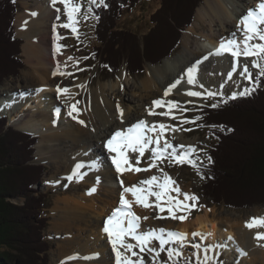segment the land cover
I'll use <instances>...</instances> for the list:
<instances>
[{
    "label": "bare ground",
    "instance_id": "obj_1",
    "mask_svg": "<svg viewBox=\"0 0 264 264\" xmlns=\"http://www.w3.org/2000/svg\"><path fill=\"white\" fill-rule=\"evenodd\" d=\"M34 1L36 8L26 5V3L31 2V0H21L22 7L19 11H17L14 26L18 33V37L23 39L22 55L25 57V62L31 70V73L26 75V80H28V82H26L25 88L33 89L31 91L39 93L43 99L36 98L37 101L27 107L22 105L17 97L14 96L15 92L23 87L18 86L13 88L12 86L4 85L0 88V96L2 95V97L7 100L0 106L3 108L4 112L10 115L11 118L14 114L19 113L21 116L19 124H21L22 128L18 130L24 131L33 136H35L34 133H36L34 129L37 127H41L42 131H45L44 133L47 134V130L53 129V126L56 127L57 122H55V120H60V118L62 120H66L63 130L59 131L54 129L49 133V135H46L48 137L42 138L36 144L35 153L37 156H46L45 158H48L50 161L60 159L61 164H63V168L66 166L69 173L72 172L78 164L83 165L80 171L81 173H84V169H90L86 172V174L89 173V175L95 172L100 177L101 181L97 183V181L94 180L92 184L87 185V188L92 189L95 187L97 193L101 192L100 195H102V197L99 198H101L100 201L103 205L99 206L100 209H97L98 205L94 203L96 196L89 198L84 197L81 200L78 198H75L74 200L69 197L61 199L57 198L56 200H58L59 204L66 203L68 208L65 209V214L63 215L61 222H56L58 219L53 220L52 229L57 232H60V230H64L67 227L69 229H77L79 226L77 227L74 224L75 221L76 223H80V226L81 224H84L85 228L91 232L92 230L96 231L101 224L99 234L101 237L103 236L105 238L107 246L102 247V254L99 256L101 261L99 262L103 264H110V260H112L113 264H116V256L113 252L112 245L109 242V237L103 231L105 225L104 218L106 217L105 214H110L107 213L109 209V211L112 212L115 208L114 207L112 209V205L118 203L116 207H120V199L117 202L115 201L119 190L122 189L120 181L122 180L124 182V186H126V174L124 172L123 175L118 176L115 166L111 160V157L116 154L108 152L105 146L106 141L116 131L124 130L140 120L146 121L149 125H152L151 123H155L152 122V117L148 114L147 109H151L153 107V101L155 100L170 101L172 99V93H178L181 95L188 91L200 92V97L193 98L191 96H186L183 99V101L188 103H200L202 101L201 99L205 97L209 91L216 93L220 87H232L238 89V87L246 80V76L241 75L243 66L247 65L249 70H257L256 68L251 67V61L255 59V57L244 58L241 56L237 58L238 63L235 71H233V58L230 54L225 53L224 55L217 56L211 55V53L216 51L222 40L232 38L233 33L236 34L235 38L238 41L243 39L240 32L237 30L238 21L247 13L249 9H255L261 0H203L202 4L198 7L195 13V19L192 22L193 25L190 28L188 27L189 29L185 32L183 31L184 35L180 40L181 46L180 50H178L179 53L175 56L172 55L168 57L159 65L149 66L148 69L146 68V77L141 82L140 87L137 88L140 93H136L137 95L135 94L139 99L133 105L127 106L119 103V101L114 103L115 99L119 97L121 93L126 92V89L129 86L127 83L129 76L127 75L125 69L122 70V73L117 79V94L113 89L115 86L113 84L109 86L108 84L93 86L90 85V80L88 79L69 80L67 79V77H69L68 75H53V72L57 70V65H60L61 70L66 73L76 65L73 64V61H68V57H72V55H74L73 51L67 50V48L64 47L63 44L61 45L59 40L55 38L56 36H60V29H66L60 27V25L68 23V20L64 15V8L62 4L58 3L56 5V8L60 9V12L58 13L52 6L51 0ZM33 13L35 15H33ZM58 16L59 19L57 18ZM58 46H60L59 52L56 51ZM74 60L78 61L76 57ZM66 61L67 64L65 63ZM193 66H196L197 68L195 76L199 83L190 85L187 83V76L185 73L188 68ZM229 72H232L231 79L228 78ZM75 78H78V76ZM177 80H179L180 83L176 88L172 89L170 95L165 96V91ZM71 84L72 87H68ZM57 85L61 88L70 89L71 98L67 95L58 96L56 92ZM160 88L162 89L160 90ZM38 89H42V91H37ZM109 89H111V93L109 92ZM159 91L162 95H155ZM82 92H87V96L85 97V101L80 104L78 101V95ZM26 96L27 95H24L23 93L20 95L21 98ZM56 98H58L61 102L60 107L56 108L54 111H52V108V115L46 116V114H40L41 108L44 106L50 107L54 104V100ZM147 99L148 102H146ZM77 101L79 103H77ZM71 104H76L79 111L78 116H76V112H73L72 114L73 116H76V119H73L72 116H69L68 114L69 106ZM117 105H119L122 110L123 116L118 113ZM32 109H38L39 111L34 112ZM56 110H59V112L62 111V115H60L58 119L54 114ZM155 111H157V113H161L166 111V108H155ZM176 113L181 114V112L173 110V115ZM10 117L7 116V121L11 124ZM166 117L167 116H165L163 124L171 125L173 128H177L172 125V119ZM36 119H41V121L43 120L42 124L34 123ZM78 120L83 121V123H78ZM27 122L29 123L25 125ZM15 126L19 127L18 125ZM165 135V139L170 141L174 146L179 144L191 146L196 149L197 141L182 137L184 134L181 130L172 131L168 129L165 130ZM175 141L178 143L177 145L175 144ZM73 143H76L75 146L82 150V160L76 158L75 160L68 161L60 155V150H66L64 145H70ZM94 144L101 146L103 150L100 151V148H97V146L95 147ZM98 151L100 152L99 155L97 154ZM177 151H183V149L177 148ZM92 152L94 153V156L90 158L92 161H85V157L88 158ZM198 154L199 153L196 149L192 155H195L196 157ZM126 155L128 158L130 156L131 160L134 158L135 163L132 164L134 167H138L136 164V157L139 156V153L128 152ZM192 155L190 156L192 157ZM140 159L143 161L144 157H140ZM107 161L111 165V171L106 167ZM91 162H93V164H91ZM143 163L144 165L142 166V169L149 168L150 162ZM61 164H57L56 166L59 171L61 169H58V167ZM156 167H152L149 171H142V175L140 172L131 171L133 185H138L139 181H141V177L142 181L148 180L152 176L159 177L160 175L158 176ZM111 172L113 174H117L118 183L113 182ZM86 174L83 178L86 177ZM66 180V177L60 176L58 181L54 179L53 185L58 186L60 182L65 183ZM74 180L77 179L74 178L73 181ZM179 182L180 184H174L175 187L182 189L183 193L192 195L190 186H187L185 182V184H182L181 181L178 180V183ZM156 183H163V181L159 177V180ZM79 185L81 186V184ZM144 187L148 186L145 185ZM82 189L86 190L83 187ZM153 189H155L154 191H159V189H157L154 185ZM121 193L122 191H120V196ZM169 195L183 200V196L177 195L175 192H170ZM125 199L132 202L131 206L133 213L141 218L148 217L146 220L141 219L139 221L140 228L138 229V234H142L140 229H142V226L145 225H147L148 231L155 230V228L158 230L163 225L167 230L172 231L176 229L173 225L180 223L177 230L179 233L187 234V240L184 243L185 246L190 247L188 241H191L190 243H192V249H194L196 245L199 246L197 254L195 251L196 257L198 256L200 261H195L197 264H204L205 261H207V263L215 261L221 257V254L224 253L228 254L224 257L230 261V258L234 259L231 256L232 251L236 253L234 261L237 264H239L238 261H245L246 255H250L251 258H249V260H252L254 263L264 264V247L260 246L264 245V240L257 241L254 239L256 233L264 232V229L253 228L249 230L245 227V222L250 218L264 216V212L262 211L255 210L245 218L237 217L235 214L225 212L227 217L223 220L219 214H216V210L207 209L202 213L196 214L194 219H191L189 216L187 220L181 222L171 218H157L158 215L160 217H165L168 215V212H156L158 209L154 207L145 209L137 206V204L133 202V196L130 194H125ZM147 200L150 205H154L156 203L155 196H148ZM189 203L191 202L189 201ZM161 206L165 208L167 207L163 202H161ZM92 213L96 214L98 219H93L91 215ZM152 213H154L153 217L151 216ZM182 214L183 213H177V215ZM169 222L172 225H169ZM216 228L220 230L222 236H234L237 241L231 242L232 240L228 239L221 248H219V245L214 250V248H211V245L216 243L221 238L216 235ZM194 232L201 233L202 235L193 237L192 233ZM74 234L76 233L74 232ZM76 236L79 237V243L87 240L84 238L85 235L82 237L81 234H76ZM92 237L93 236H90V238ZM66 239H71L70 234ZM132 241L133 240L131 238H125V243L131 244ZM153 243L156 245L155 250L159 251V245H157L155 241H152L149 244ZM60 245H62V248L59 249V256L73 249L76 243L69 247L65 244ZM202 245L210 248V250H206V254H203L205 253V250L202 249ZM179 246H181L180 243H171L165 245V248H171L174 252H177L175 248H178ZM148 247L153 249L151 245H148ZM189 247L187 248L191 249V247ZM120 251L123 252V249H120ZM135 251L138 252L137 249H135ZM141 254L143 253L141 252L140 256ZM82 255H86V261L91 260V258H95V256L89 253L87 248H77L71 255L69 254L68 256L62 258L59 264H65L68 263V261L71 262V260L81 262L79 258ZM125 255H128V253H125ZM149 256L157 257L158 259L159 255L155 256L154 253H150ZM166 256L169 257L168 252ZM180 256L184 257V255ZM173 257L177 258L179 256L173 255ZM153 261H155V258Z\"/></svg>",
    "mask_w": 264,
    "mask_h": 264
},
{
    "label": "trees",
    "instance_id": "obj_2",
    "mask_svg": "<svg viewBox=\"0 0 264 264\" xmlns=\"http://www.w3.org/2000/svg\"><path fill=\"white\" fill-rule=\"evenodd\" d=\"M139 1L104 0L92 8L93 58L100 68L117 73L124 66L134 76L144 71L145 63H160L178 46L202 0H158L151 26L142 35L117 28L124 11ZM17 8L16 0H0V82L24 67L22 41L15 38L13 27ZM249 93L224 99L217 107L204 105L199 111V124L215 141L201 169L203 195L214 206L264 207V77ZM7 123L0 117V264H47L45 197L36 196L34 189L44 165L30 163L38 139ZM16 198L24 199L22 206L9 201Z\"/></svg>",
    "mask_w": 264,
    "mask_h": 264
},
{
    "label": "rangeland",
    "instance_id": "obj_3",
    "mask_svg": "<svg viewBox=\"0 0 264 264\" xmlns=\"http://www.w3.org/2000/svg\"><path fill=\"white\" fill-rule=\"evenodd\" d=\"M16 2L18 5L17 11H19V9L22 7L21 0H16ZM202 2H203V0L199 4V6L202 4ZM80 4H81V10H80L79 16L77 17L78 24L76 25V27L78 29V33H77L78 38L76 36H74L73 33L69 29H60V37H63V38L59 39V42L61 43V45L63 44V46L66 47L67 50L73 51L74 55H72V57L73 58L76 57V59L78 60V64H76L70 71L67 72V73H71V75H68L69 77H67V79H69V80H71V79L72 80L88 79V80H90V85H93V86L99 85V84H105V85L108 84V86H109V85L113 84V85H115L113 89H114L115 93L117 94L118 93V91H117V85H118L117 79H118V76L122 73V70L125 69V67L124 66L121 67V69L117 73H111L105 69L100 68L99 64L93 58V47L96 45V42H95L94 35H93L95 17L93 15L92 8L97 6V5H90L88 3V0H80ZM26 5L36 8V4H35L34 0H31V2L26 3ZM158 6H159L158 0H140L135 6H133V8L124 11L123 15L120 17L119 21L117 22V28H119V29H130V30L136 31L138 34L142 35V33L145 32L151 26L150 16L154 13V11L158 8ZM89 9H91V10L89 11ZM197 9H196V11H197ZM16 15H17V12H16ZM16 15H15V18H16ZM85 16H87L86 19H85ZM194 19H195V17H194ZM192 25H193V23H192ZM13 27H14L15 36L17 37V39H20L22 41L21 45H20V51H21L20 57H21V60L23 62L24 67L21 70H19L18 75H16V76L9 75L6 78H4L0 82V88H2L4 85L12 86L13 88H16L18 86L23 87V88L18 89L15 92L14 96L17 97V99L22 103V105H25L28 107L30 104L35 103L37 101L36 98L43 99V97H41V95L39 93H35V92L31 91L33 89L25 88V86H26L25 84H26V82H28V80H26V75H29V73H31V70H30L29 66L27 65V63L25 62V57H23V55H22L23 39L18 37V35H17L18 33L15 30V26H13ZM189 28H187V29H189ZM187 29H185L184 32ZM184 32L182 33V36L184 35ZM180 46H181V41L178 44V46L175 48V50L171 53L170 56L177 55L179 53L178 50H180ZM167 58H165V59H167ZM165 59H162L161 62L156 64V65L161 64L163 62V60H165ZM156 65H154V66H156ZM149 66H153V65L145 63L143 65L144 71L141 74H136L134 76H130L127 74L129 76L127 83L131 87L128 86V88L126 89V92H124L125 95H124V93H121V95L115 99L114 103L119 101V103L127 106V105H133L136 101H138L139 98H137L136 95L140 92L137 90V88L140 87L141 82L145 79L146 68L148 69ZM249 71L251 73V79L246 77V80L241 84V86L238 87V89L232 88V87H226V88L220 87V88H218L216 95H214L212 97H208L207 95H205V97H203L201 99L202 101L200 103H198V102H189L188 103V102L183 101L184 97L187 96V95H185V93H183L181 95H179L178 93H172V99L170 101L178 103L181 108L185 109V111L181 112V114H178V113L174 114V116H176V119H172L171 123L173 126L181 129V132H183V134H184L182 137L197 141L196 142V149H197V152L199 154L196 157H195V155H192V157L189 156V159L194 161L195 167L190 166L189 164H186V163L182 164V165L174 163V162L170 163L168 159H164L163 162L158 161L156 168H157L158 176L160 175L159 177L162 181H163L164 175H167L176 184H180V182L178 183V180H179V181H181L182 184L185 182L187 184V186H190V188L192 190V195H194L198 199L197 209L193 210L189 215L191 217V219H194L196 214L202 213L204 210H207V209L216 210V214H219L223 220L227 217V214L225 212H228L230 214H235L237 217H242V218L249 216L255 210H259V211L264 212V207L259 206V205H254V206H251V207H248L245 209H238V210L228 209V208H225L224 206H214L211 204V202L208 198L204 197L203 191H202L203 178H202V174H201V169H203L205 164H207V161H208L207 160V151L215 141L213 140V138L208 136L206 129L202 128V126L199 124V111H200L201 107L204 106L205 104L210 105V106L216 105V104L222 102L224 99L232 97L233 95H235V97H236L237 95H239L241 92H244L245 90H248V91L253 90L257 84L256 76L258 74V70H249ZM76 76H78V78H75ZM68 87H72V84L69 85ZM107 88H109V87H107ZM161 89L162 88H160V90ZM109 92L111 93V89H109ZM22 93L24 95H27V96L24 98H21L20 95ZM155 95L161 96L162 94L159 91ZM86 96H87V92H82L78 95V101L80 102V104L85 101ZM180 96L182 99L180 98ZM193 98H195V97H193ZM6 100L7 99L2 97V95H1L0 96V105L2 103H4ZM146 102H148V99L146 100ZM60 104H61L60 100L58 98H56L54 100V104H52L50 107L44 106L43 108H41L40 114H46V116L52 115L51 114L52 111H54L56 108H59ZM31 108H33V107H31ZM52 108H53V110L51 111ZM32 110L34 112L39 111L38 109H32ZM6 115L10 117V115L8 113L4 112L3 108L0 106V117H6L7 118ZM60 115H62V111L59 112V116ZM58 117H57V119H58ZM151 117H152L151 118L152 122H155V123H151V124H163V121L165 120V116H161V115H151ZM10 120H11V124L8 121L7 127L13 126L12 128L14 130H18V129L22 128L21 124H19L21 121V116L19 115V113L14 114L12 118L10 117ZM181 120H187V121H189V123H184L181 125L180 124ZM42 121H41V119H36L34 121V123L42 124ZM191 121H195V123H191ZM55 122H57L56 127L53 126V129L47 130V134L44 133L45 131H42L41 127H37L36 129H34L36 131V133H34V132H32V133H34L35 137H37V139H38L36 144L42 138L48 137L46 135H49V133L51 131H53L54 129L59 130V131L63 130V127L66 124V120H62L60 118V120H55ZM28 123L29 122H27L25 125H27ZM15 125H18L20 128L15 126ZM185 129H187V130H185ZM18 131H21V130H18ZM22 132H24V131H22ZM149 135H152V133H149ZM165 138H166V135L164 134V139ZM162 143H163V141L161 142V146H162ZM36 144L34 145V152H33L34 159L30 163L32 165L33 164H43L44 165V167H43L44 171L41 175V178L38 180V183L35 185L34 189H36L38 192V194H36V196L40 195V196L45 197L44 198L43 216L46 219V226L44 227L45 229L43 230V235H44V239L47 241V246H48L47 264H59L60 260L62 258L68 256L69 254L71 255L77 248H87L89 250V253H91L93 256H95V258H91V260L86 261L85 260L86 255H82L79 258V260L81 262H77V260L76 261L71 260V262L68 261V263H65V264H103V263L99 262V261H101L99 256H101V254H102V247L107 246V243L105 241V238L103 236L101 237L99 234V232H100L99 229L101 227V224L96 231L92 230L91 232L85 228L84 224H81V226H82L81 227L80 223H76L75 221H74V224L77 227L79 226L78 227L79 229L78 228L77 229H74V228L69 229L67 227L64 230H60V232H57L54 229H52L53 220L58 219V221H56V222H61L63 215L65 214L64 211L66 208H68L66 203L59 204L58 200H56L57 198L61 199V198L69 197V198H72L74 200H75V198H78L81 200L84 197L89 198V197L96 196L94 203L96 205H98L97 209H100L99 206L103 205L100 201L101 198H99V197H102V195H100L101 192L97 193L95 191L94 194H91V195L87 194L90 190L89 188H87V185L92 184L94 182V180L97 181L98 178H99V181H101L100 177L95 172L91 175H89V173H88V174H86V177L79 180L78 182H77V180L69 181L67 179L65 181V183L60 182L58 184V186L53 185L54 179L56 181H58L60 176H64L67 178V177L71 176L73 171L69 173L67 171L66 166L63 168V164H61L60 159H57L55 161H53V160L50 161L48 158H45L46 156H44V155L43 156H37L35 153ZM175 144L177 145L178 143L176 142ZM75 145H76V143H73L70 145H64L66 150L65 151L60 150V152H59L60 155L63 158L67 159L68 161L75 160L76 158L82 160L83 159V156L81 154L82 150L79 149V147H77ZM94 146L95 147L97 146V148H100V151L103 150L102 147L99 145L94 144ZM149 147H154V145H150ZM99 153L100 152L98 151L97 154L99 155ZM93 156H94V153L92 152L89 155V157L88 158L85 157L84 160L85 161L86 160L92 161V159H90V158ZM143 157H144L143 161H142V159H140L141 162L139 163V165H137L141 169H142V166L144 165L143 162H146V163L150 162L151 152L146 151ZM129 161H130V163H135L134 158L131 160L130 156H129ZM57 164H61L58 167V169H61L60 171L57 170V167H56ZM91 164H93V162H91ZM106 167L111 171V165L108 161L106 162ZM125 167H127V166H125ZM89 170L90 169H84V173H86ZM141 172L142 171H140V173ZM24 174H26L25 176L28 177L27 172H25ZM111 174L113 177V182L118 183L119 181L117 180L118 179L117 174H113L112 172H111ZM125 174H126L125 175L126 186H124V187H129V186L133 185V180L131 177V171H125ZM141 175H142V173H141ZM140 180L142 181V177ZM79 184H81V186L83 188H85L86 190L82 189V187ZM154 190L155 189H153V191ZM120 191H123V188L119 190L115 202H117L120 199ZM180 191H181V193H183L182 189H180ZM23 200H24L23 198H16V199H11L9 201L11 203H13L15 206H22L24 203ZM55 205H56V208H55ZM114 205L111 206L112 209L114 207H116L118 205V203L115 206ZM109 210L107 213H111V211H109ZM98 211H101V210H98ZM131 211L133 212L132 206H131ZM156 212H159V210H157ZM93 214L94 213L91 214L93 219H98L96 214H94V216H93ZM105 216H110V214H107V215L105 214ZM151 216L153 217L154 213H152ZM165 217H168V215H166ZM99 220H102V219H99ZM169 225H172V224H170V222H169ZM179 226H180V223H176L175 225H173V227H176V229H174L172 231L179 232L177 230ZM220 226H225V225H220ZM161 228L166 230V231H169L164 227V225ZM155 230H156V228H155ZM65 231H67V232H65ZM73 231L78 235L81 234L82 237H84V235H85L84 238L87 240H85V241L81 240L82 242L79 243L80 242V241L78 242L79 237L76 236V234H74ZM216 231H217V232H215L216 235L221 237V238L216 243H213L211 245V248H214V250L219 245H220L219 248H221L225 244V241L228 239L232 240L231 242L237 241L236 237H234V236L233 237H229L226 235L222 236L221 232H220V230H218V228H216ZM140 232H142V233L148 232L147 225L142 226V229H140ZM69 234L71 236V239H66ZM139 234H141V233H139ZM90 236H93V237L90 238ZM188 242L190 244L191 249H188L187 247H189V246H185V244L179 246L178 248H175V250L177 252H179L180 255H184V257L179 255V257H177V258H175V257L170 258V257L166 256L167 252L165 250V251H159L160 253H159V256L157 259V257H150L149 256L150 253L153 254L152 252L149 253V251H144V252H142L143 254H141V256H140L141 252H140L139 248H135V249H137L138 252H136L134 248H133V251L137 253L138 257L143 259L144 264H171V263L182 264L183 262L196 263L195 261H199V257L198 256L196 257L198 247H194V249H192V243H190L191 241H188ZM188 242H187V244H188ZM74 243H76V245L73 248L74 250L71 249L67 253H64L61 256H59V253H60L59 249L62 248V245H60V244H65L69 247V246H73ZM135 243H136L135 240H133L131 242V244H135ZM156 243L158 245V242H156ZM148 245H151V247H153V249H156V245L154 243L148 244ZM194 245H196V244H194ZM200 245H201V242H200ZM201 247L203 250H205L204 251L205 253H203V254H206V250L207 251H208V249L210 250V248H207L205 245H202ZM195 251H196V254H195ZM226 255H228V254H225V253L221 254V257H219L217 260L212 261V262L210 261L207 264H237L234 261L235 256H236L235 252H233V251L231 252V256L234 259L230 258V261L227 260L226 257H224ZM128 256H130L133 261H135L137 259V257L132 256L131 253H128ZM154 258H155V261H153ZM249 258H251V256L246 255L245 261H243V262L238 261V263L239 264H257V263H254L252 260H249ZM9 264H15V263L10 262ZM110 264H113L112 260H110Z\"/></svg>",
    "mask_w": 264,
    "mask_h": 264
},
{
    "label": "snow or ice",
    "instance_id": "obj_4",
    "mask_svg": "<svg viewBox=\"0 0 264 264\" xmlns=\"http://www.w3.org/2000/svg\"><path fill=\"white\" fill-rule=\"evenodd\" d=\"M58 3L63 5L64 15L68 20V23L62 24L60 26L69 29L73 35L78 38V29L76 25L78 24L77 17L79 16L81 10L80 0H51L52 6L59 13L60 9L56 8ZM88 3L90 5L98 6L103 5L104 0H88ZM90 10L91 9H89V11ZM33 15L35 14L33 13ZM57 18L59 19V16ZM86 18L87 16H85V19ZM237 30L243 37L242 40L238 41L235 38L236 34L233 33L232 38L222 40L216 51L211 53V55L220 56L224 55L225 53L230 54L233 58V71H235L238 63L237 58L241 56L244 58L255 57V59L251 61V67L258 70L256 80L259 81L261 77H264V0H261L255 9H249L247 13L240 18L238 21ZM55 38L59 40L63 37L56 36ZM59 48L60 46L57 47V52H59ZM68 61H73L74 65L78 64V61H75L73 57H68ZM65 63L67 64V61ZM196 71V66L187 69L185 75L187 76L188 84L192 85L199 83L195 76ZM53 75H71V73L62 71L61 66L57 65V70L53 72ZM241 75L251 79V73L247 65L243 66ZM228 78H232V72L228 73ZM179 83V80L173 83L165 91V96L170 95L172 89L176 88ZM37 91H42V89H38ZM56 92L58 96L67 95L69 98H71L70 89L68 88H61L59 85H57ZM248 94H250L248 90L240 93L242 96ZM185 95L191 97H200L201 93L196 91H188L185 93ZM214 95H216V93L211 91L207 93L208 97H212ZM234 98L235 95L230 97V99ZM77 103L79 102L77 101ZM212 107H217V105H212ZM155 108H166V111L157 113ZM173 110L180 112L185 111V109L181 108L176 102L155 100L153 101V107L151 109H147V112L149 115H161L167 116L170 119H176V116L173 115ZM117 111L121 116H123V112L119 105H117ZM73 112H76V116L79 115L76 104H71L69 106L68 113L69 116H72L73 119H76V116L72 115ZM54 114L58 117L59 110H56ZM77 122L83 123V121L79 120ZM184 123H189V121H180L181 125ZM191 123H195V121H191ZM168 129L172 131L181 130L180 128H173L171 125L165 124L149 125L146 121L140 120L124 130H118L113 133L112 136L106 141L105 146L109 153L116 154L111 157V160L115 166L118 176L123 175L125 171H149L152 167H156L157 161L163 162L164 159H168L170 163H186L195 167L194 161L190 160L189 156L192 155L196 149L191 146L184 145L174 146L170 141L164 139L165 130ZM149 133H152V135H149ZM162 141L163 144L161 146ZM150 145L155 146L149 147ZM177 148L183 149V151H177ZM146 151L151 152V158L149 168L145 169L134 167L126 155L128 152L139 153V156L136 157V164L138 165L140 163V157H143ZM209 162H211V158H209ZM81 167H83V165H76L73 169V174L67 177V179L71 181L75 177L77 182L83 179V176L86 173L80 172ZM158 180L159 177L152 176L150 179L140 181L138 185H133L131 187H124V182L122 180L120 181L121 187L123 188L120 196V207L115 209L106 219L103 228V231L109 237V242L111 243L113 252L115 253L116 264H144L143 259L137 256V253L133 251V248H139L140 252H152L155 256L159 255V251L165 250H167L170 258L173 257V255H180L179 252H174V250L171 248L166 249L165 245L171 243H180L183 245L187 240V234L170 230L166 231L164 229L152 230L146 233L138 234V229L140 228L139 221L141 219L146 220L148 217L141 218L133 213L131 211L132 202L125 199V194H131L133 196V202H135L137 206L143 207L145 209L154 207L158 209L159 212H168V217H160L158 215L157 218H171L181 222L187 220L190 213L198 207L197 197L187 193H181L180 189L174 186L175 182L172 181L167 175H164L163 183H156ZM97 183H99V178L97 179ZM145 185L148 187H144ZM153 185L159 189V191H153ZM95 191L96 188L93 187L87 194L91 195ZM170 192H175L177 195H182L183 200L169 195ZM148 196H155L156 203L154 205H150L148 203ZM189 201L191 203H189ZM161 202H163L167 207H162ZM177 213L183 214L177 215ZM245 227L249 230L253 228L264 229V216L250 218L245 222ZM201 235V233H192L193 237ZM125 238H131L132 240H135L136 243H125ZM254 239L257 241L264 240V232H257ZM152 241L158 242L159 251L148 247V244ZM260 246L264 247V245ZM195 247L199 246L196 245ZM120 249H123V252L120 251ZM125 253H131L132 256H136L137 259L133 261L131 257L125 255ZM204 264H207V261H205Z\"/></svg>",
    "mask_w": 264,
    "mask_h": 264
},
{
    "label": "water",
    "instance_id": "obj_5",
    "mask_svg": "<svg viewBox=\"0 0 264 264\" xmlns=\"http://www.w3.org/2000/svg\"><path fill=\"white\" fill-rule=\"evenodd\" d=\"M16 37V36H15Z\"/></svg>",
    "mask_w": 264,
    "mask_h": 264
}]
</instances>
